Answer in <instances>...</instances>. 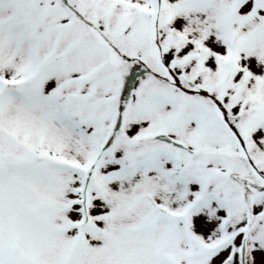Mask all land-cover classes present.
I'll use <instances>...</instances> for the list:
<instances>
[{
  "label": "snow or ice",
  "instance_id": "snow-or-ice-1",
  "mask_svg": "<svg viewBox=\"0 0 264 264\" xmlns=\"http://www.w3.org/2000/svg\"><path fill=\"white\" fill-rule=\"evenodd\" d=\"M0 264H264V0H0Z\"/></svg>",
  "mask_w": 264,
  "mask_h": 264
}]
</instances>
